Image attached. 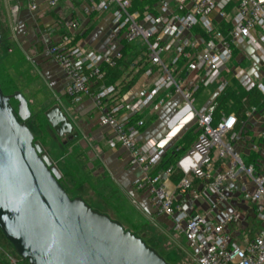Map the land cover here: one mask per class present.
Masks as SVG:
<instances>
[{
    "label": "built area",
    "instance_id": "built-area-1",
    "mask_svg": "<svg viewBox=\"0 0 264 264\" xmlns=\"http://www.w3.org/2000/svg\"><path fill=\"white\" fill-rule=\"evenodd\" d=\"M79 1L86 2L88 15L111 12L115 31L128 43L140 42L147 59L144 73L154 79L131 99L130 92L122 93L118 85L106 81L107 68L118 67L123 52L106 55L87 49L65 32L48 45V53L69 79L68 99L75 103L92 99L100 112L99 124L108 129L109 146L125 148L131 162L142 168L137 189L147 194L155 216H174L197 264H264V126L248 139L249 150L262 154L257 169L235 145L237 114L223 113L215 123V100L203 111L195 107L197 94L205 88L215 86L218 95L226 92L229 80L223 71H231L236 47L253 46L264 67V0H158L143 10L135 7V0ZM59 2L48 0L51 7ZM27 6L36 11L39 0H27ZM68 25L78 28L80 22ZM235 71L237 77L243 73L242 68ZM261 79L258 87L264 94V71ZM162 93L182 94L183 108L188 109L185 118L197 120L200 134L175 166L159 169L165 149L154 139L141 142L139 127L144 120L131 122L128 116L143 112ZM256 110L247 111L248 117ZM176 167L185 176L172 189L168 180ZM196 179L202 182L199 189ZM177 190L186 196L183 202ZM202 199L209 201L207 211H198ZM223 202L232 208L218 210ZM21 260L15 253L8 255V264Z\"/></svg>",
    "mask_w": 264,
    "mask_h": 264
},
{
    "label": "crops",
    "instance_id": "crops-1",
    "mask_svg": "<svg viewBox=\"0 0 264 264\" xmlns=\"http://www.w3.org/2000/svg\"><path fill=\"white\" fill-rule=\"evenodd\" d=\"M39 3V9L32 11L27 6V0H0V9L3 13L0 25L8 38L3 46L6 52L18 53L23 57V62L11 66V75L19 84L20 90L27 94L29 100H33L34 92L38 88H45L55 101L53 107L60 106L67 118L74 122V130L80 131V136L74 142L89 167L97 168L100 180L108 182L110 192L107 194L108 196L114 194L121 197L146 220L153 221L160 229H169L175 224L174 216H155V209L147 194L137 189L136 185L143 174L142 168L131 162L128 150L123 147L112 148L109 146L108 129L99 124L100 112L94 108L90 97H85L77 103L68 99L65 90L69 79L61 66L48 53V45L58 42L65 32L72 34L75 41L87 49L106 55L122 51L124 56L116 67L117 69L107 68L106 81L118 85L122 93L130 92L132 99L136 96L139 88L150 87L153 84L154 75L149 77L144 73V64L147 59L143 56V47L141 44L135 43L131 44L133 48L131 52L124 51L128 42L123 38L122 33L115 31L111 12L88 15L84 13L86 2L79 0H60L54 7L48 4V0H39ZM74 20L79 21L80 26L69 28L68 24ZM217 21L224 24L220 18H217ZM12 59L14 61L15 56H12ZM230 64L231 71H223L224 76L229 80L227 90L233 83H239L247 89L257 87L261 91L258 83L262 80L264 67L253 46L243 44L236 47L234 58ZM236 68L243 69L240 77L236 76ZM112 69L118 71L116 76H113V73L109 74ZM211 89V98L217 104L219 98L226 92L218 95L215 86H212ZM205 90L197 94L196 101ZM261 93L263 94L262 91ZM160 100L163 101L160 103ZM254 107L257 108L255 105L247 107L244 118H241L236 111L231 110L239 118L235 127L238 137L244 135V142H248V144H238L244 158L251 153L248 148V139L250 136L256 135L264 126V110L257 112V108L254 116L248 117L247 111ZM187 111V108H183L182 94L173 93L166 96L162 93L143 112L129 113L128 117L131 122H135L137 121L135 116L138 114L139 118L144 120V123L139 127L141 142L154 139L165 149L164 155L171 149H175L176 151L180 150L182 156L191 149L195 143L194 134L200 131L196 119L186 120ZM52 119H56L54 113ZM185 146L187 150H183ZM165 167L162 161L159 169ZM220 168L218 164V169ZM184 176L185 172L180 167H176L168 180L169 187L175 189ZM194 185L199 189L202 182L196 179ZM177 195L179 202L186 199V196L179 190H177ZM197 208L198 211H207L209 201L199 200ZM225 208L230 209L232 205L228 202L220 203L218 210ZM0 245V264H8L9 251L3 244L0 243Z\"/></svg>",
    "mask_w": 264,
    "mask_h": 264
},
{
    "label": "water",
    "instance_id": "water-1",
    "mask_svg": "<svg viewBox=\"0 0 264 264\" xmlns=\"http://www.w3.org/2000/svg\"><path fill=\"white\" fill-rule=\"evenodd\" d=\"M32 114L25 94L6 93L0 81V229L16 253L29 264H173L142 235L68 192L29 125ZM47 116L68 136L65 144L80 136L60 106Z\"/></svg>",
    "mask_w": 264,
    "mask_h": 264
},
{
    "label": "rangeland",
    "instance_id": "rangeland-1",
    "mask_svg": "<svg viewBox=\"0 0 264 264\" xmlns=\"http://www.w3.org/2000/svg\"><path fill=\"white\" fill-rule=\"evenodd\" d=\"M2 16L3 13L0 9V19ZM138 43L140 44V42ZM6 53L5 47L1 45L0 63L1 58L6 55ZM6 75L7 74L4 72V78L9 77ZM211 87L205 88L206 90L198 97V100L195 102V107L197 109L203 111L212 103ZM25 96L28 98L27 94H25ZM33 96L35 97H33V100L28 99L33 113L32 117L29 119V125L35 133L36 140H38L50 154L62 173L67 174L64 184L70 194L74 196L82 195L96 209L108 212L116 219L122 218V220H126L124 215L121 214V211L123 209L125 215L127 213L129 215L130 207L125 205L123 199L119 196L108 198L107 194L110 193L108 182L100 180L97 168L89 167L75 142L64 143L67 136H61L58 130L49 121L47 112L53 107L55 101L49 95L48 91L41 87L34 92ZM14 105L17 108L18 102L14 101ZM146 221L147 224L142 227L139 232L149 244L158 249L173 264H197L195 253L193 249L189 247L182 228H178L176 224H174L169 229H160L153 221ZM0 243L8 249L9 253L17 254L13 245L7 240L1 229ZM21 264H29V262L22 259Z\"/></svg>",
    "mask_w": 264,
    "mask_h": 264
},
{
    "label": "trees",
    "instance_id": "trees-1",
    "mask_svg": "<svg viewBox=\"0 0 264 264\" xmlns=\"http://www.w3.org/2000/svg\"><path fill=\"white\" fill-rule=\"evenodd\" d=\"M157 2H158V0H135V7L137 9L143 10L146 6H153ZM0 27H1V25H0ZM1 31L3 34V43H2V45H3L5 40L8 38L4 34V31L2 28H1ZM129 46H130V48H129ZM132 49L133 48L131 46V43H127L125 45L124 51L131 52ZM12 56H15L14 61L12 59ZM21 62H23V57L21 55H19L18 53L15 54V53H8L7 52L6 55H4L1 58V63H3V64L0 63V81H1V84L3 87V90L6 93H13L16 90H20L16 80L14 79V77L10 73V68L12 65H18V63L20 64ZM4 72L7 74L6 76H9V77L5 76L6 78H4V76H3ZM111 73H113L112 74L113 76H116L118 74V71L112 69L109 71V74H111ZM129 85H130V83H129ZM14 101H17V100L13 99V101H12L13 104H14ZM254 105L257 106V108H258L257 112L264 110V100H263V94L261 93V91H259L257 89V87L247 89L244 86H242V84L233 83L231 85V87L226 91V93L223 94L217 102V109L215 110V123L222 116L223 112H228L231 110L236 111V113L241 118H244L245 117V111H246L247 107L254 106ZM135 117H136V119H138L139 115L136 114ZM199 134H200V131L194 134L195 141L197 140ZM243 136L244 135H242L241 137H238L237 141L235 142V145L237 147L239 146L238 144H240V143L248 144V142H246V141L244 142ZM183 150H187V147L185 146ZM181 154L182 153L180 150L176 151L175 149H171L170 151H168L164 155V158H163L164 166H166V167L171 166V165L175 166L179 157L181 156ZM261 159H262V154L260 152H251L245 158L247 163L253 162L256 165L257 169L260 168ZM66 175L67 174L62 173V177H61V182L63 183L64 186H65L64 183H65ZM68 192H69V190H68ZM72 196H74V195H72ZM114 196H116V195L113 194L111 196H108V198L114 197ZM123 201H124L125 205H128L130 207L129 215H128V213L125 215V212L122 209L121 214L124 215L126 220H122V218H117V219L119 221H121L127 228H129L132 231L140 234V232H139L140 229L147 224L146 219L135 208L130 206L124 199H123ZM138 221L141 223H139Z\"/></svg>",
    "mask_w": 264,
    "mask_h": 264
},
{
    "label": "flooded vegetation",
    "instance_id": "flooded-vegetation-1",
    "mask_svg": "<svg viewBox=\"0 0 264 264\" xmlns=\"http://www.w3.org/2000/svg\"><path fill=\"white\" fill-rule=\"evenodd\" d=\"M65 136H67V135H65ZM67 138H68V136H67Z\"/></svg>",
    "mask_w": 264,
    "mask_h": 264
}]
</instances>
